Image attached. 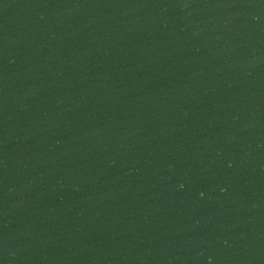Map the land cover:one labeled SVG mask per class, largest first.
<instances>
[{"label": "water", "instance_id": "1", "mask_svg": "<svg viewBox=\"0 0 264 264\" xmlns=\"http://www.w3.org/2000/svg\"><path fill=\"white\" fill-rule=\"evenodd\" d=\"M0 264H264V0H0Z\"/></svg>", "mask_w": 264, "mask_h": 264}]
</instances>
